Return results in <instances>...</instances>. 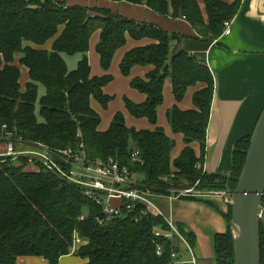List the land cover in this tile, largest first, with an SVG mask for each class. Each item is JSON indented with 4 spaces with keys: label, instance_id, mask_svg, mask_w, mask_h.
<instances>
[{
    "label": "trees",
    "instance_id": "trees-1",
    "mask_svg": "<svg viewBox=\"0 0 264 264\" xmlns=\"http://www.w3.org/2000/svg\"><path fill=\"white\" fill-rule=\"evenodd\" d=\"M109 1L145 5L165 17L185 18L206 43H213L223 35L225 23L235 18L242 2L205 0L206 19L198 0ZM97 31L100 39L96 51L106 72L128 38L153 42L129 51L120 65L124 76H129L135 66L155 68L145 79L131 82L132 88L146 96L142 104L124 98L132 117L157 125L167 78L171 79L177 103L184 100L189 88L203 85L193 95V109L183 111L176 104L167 113L173 133L184 137L185 147L175 160L172 153L176 142L162 128L154 131L129 128L124 114L118 112L107 131L99 130L101 117L91 102L95 100L103 109L108 108L113 97L106 95L104 89L113 77H92L88 54L91 38ZM182 40V36L124 18L108 9L68 6L65 0H0V143L20 140L22 144H42L58 151L83 141L92 159H117L140 175L157 195L187 189L229 187L235 191L252 134L235 146L230 181L205 171L215 81L207 65L180 49ZM48 44L52 45L51 50L44 48ZM18 55L20 66L29 72L25 89L21 86V69L15 64ZM64 55H81L76 70L68 69ZM40 86L46 90L39 104L41 118L37 115ZM195 142L201 144L200 157L192 147ZM134 152H139V158H132ZM28 165H34L35 170L26 171ZM216 180L223 183L216 185ZM185 198L200 200L194 195ZM262 202L264 205V195ZM102 217L99 206L53 171L27 159L0 158V264H16L19 257L28 256L58 264L60 258L72 253L87 259V264H189L183 262L181 240L155 235L156 229H168L161 215L150 212L138 222L124 216L101 224ZM225 217L229 223L231 206ZM178 229L193 248L196 235L183 225L179 224ZM76 234L83 244L74 251ZM173 253L177 254L176 259ZM214 253L216 264H234L230 226L227 232L215 236ZM260 258L264 264L262 221Z\"/></svg>",
    "mask_w": 264,
    "mask_h": 264
},
{
    "label": "crops",
    "instance_id": "crops-1",
    "mask_svg": "<svg viewBox=\"0 0 264 264\" xmlns=\"http://www.w3.org/2000/svg\"><path fill=\"white\" fill-rule=\"evenodd\" d=\"M68 6H81L88 9H108L114 14L139 23L154 25L183 37L180 49L193 55L200 63L207 65L213 74L215 81V93L212 104L210 123L207 131V149L205 158V170L227 174L230 171L231 158L234 144L241 138L252 134L256 123L264 109V0H242L239 12L231 22V34L222 35L213 43H206L192 25L182 17L162 16L145 5L131 4L127 2H113L109 0H65ZM170 1V0H166ZM229 4L233 0H222ZM201 10L205 13V0H198ZM100 39V31L94 33L90 42L89 58L95 69L92 68V77L111 75L113 81L104 89L106 95H111V89L115 80L123 82L124 87L134 79H145L154 71V66H135L129 76L121 72V62L124 56L135 48L151 45L148 39L136 41L128 38L126 45L115 54L109 71H104L100 56L96 51ZM51 44L46 45V50H51ZM91 56V57H90ZM20 55L16 57L15 64L22 72L21 86L29 80V72L19 64ZM203 85L189 88L184 100L177 103L173 94L172 82L167 78L164 84V103L158 109V123L151 125L147 119L132 117L125 106V119L129 128L137 130H151L162 128L166 135L176 142L172 153L175 160L185 147L184 137L174 134L166 119L167 113L176 104L183 111L194 108L193 95L201 90ZM131 87V101L142 104L146 96ZM136 92V93H135ZM127 98V97H123ZM129 99V98H128ZM111 103V102H110ZM125 103V102H124ZM92 108L99 114V108L103 109L95 100L91 102ZM110 106V104H109ZM108 106V108H109ZM107 108V109H108ZM106 109V110H107ZM117 111L111 116V121L106 128L102 127V119L99 130L105 132L109 129ZM7 149L5 142L0 143V155ZM18 150H24V145H17ZM34 165H28L26 171H34ZM161 197L153 198L161 212L175 224L192 227L197 236L204 238L200 242L201 258H196V264H216L212 254L211 237L214 233L223 231L224 225L217 217L210 218V206L205 202L183 200L176 198L168 200L162 207L158 204ZM220 212L219 209H217ZM264 224V215L262 218ZM184 226V225H183ZM206 230L208 231L207 234ZM201 235V236H200ZM184 252L182 253L183 256ZM189 254V253H188ZM189 257L185 261H190ZM184 260V259H183ZM87 259H82L74 253L60 258L58 264H87ZM16 264H50L43 257L28 256L19 257Z\"/></svg>",
    "mask_w": 264,
    "mask_h": 264
},
{
    "label": "built area",
    "instance_id": "built-area-1",
    "mask_svg": "<svg viewBox=\"0 0 264 264\" xmlns=\"http://www.w3.org/2000/svg\"><path fill=\"white\" fill-rule=\"evenodd\" d=\"M231 22L225 23L223 35L231 34ZM5 143L7 144V149L4 154L0 155V158L11 157L14 161L27 159L30 163H39L47 170L56 173L67 183L78 187L89 200L102 209L103 217L99 218L101 224L124 216H129L138 222L150 212L161 215L165 219L168 229L166 231L156 229L155 235L166 239L177 237L187 248L191 258L190 261H185L184 259L183 262L196 264V258L191 246L175 224L154 203L153 198L161 196L152 193L140 175L121 164L117 159L113 157L105 160L92 159L88 155L83 141H80L73 148L58 151H54L42 144H22L20 140H5ZM17 145H24L26 149L18 150ZM132 158H139V152H134ZM184 191L180 192V197L185 195V193L187 194L186 196L193 195L192 192L194 190L187 189ZM214 194L226 196V191ZM82 244L83 240L76 234L74 251ZM161 254L162 249L159 247L158 255ZM172 257L176 259L177 254L173 253Z\"/></svg>",
    "mask_w": 264,
    "mask_h": 264
},
{
    "label": "water",
    "instance_id": "water-1",
    "mask_svg": "<svg viewBox=\"0 0 264 264\" xmlns=\"http://www.w3.org/2000/svg\"><path fill=\"white\" fill-rule=\"evenodd\" d=\"M237 142L234 144L233 147L229 173L224 174L220 172H211L208 170L205 171L210 175L224 176L228 178V180L230 181L232 178L233 155ZM207 149L209 150L210 147H208ZM263 195H264V109L253 130L250 141V148L247 153L245 166L243 168L241 177L238 180V186L236 190L231 191L230 188L227 187L226 196H220V198L224 199V202L228 206V208L230 206L232 208V217L231 220L229 221V226L234 238V247H235L234 264H261L260 225L264 211V205L262 202ZM178 225L179 224L177 223L175 224L177 228ZM183 225L186 231L193 232L196 235L195 247H197L200 250L199 248L200 242L203 244L204 238L201 237L199 238L192 227L190 228L185 224ZM223 233L225 232L214 233L213 236L211 237V244H212L211 247H212V254L214 261H215L214 238L217 234H223ZM201 256L202 255H200V257Z\"/></svg>",
    "mask_w": 264,
    "mask_h": 264
},
{
    "label": "rangeland",
    "instance_id": "rangeland-1",
    "mask_svg": "<svg viewBox=\"0 0 264 264\" xmlns=\"http://www.w3.org/2000/svg\"><path fill=\"white\" fill-rule=\"evenodd\" d=\"M64 59H65L67 65H68V69L70 71H73V70L77 69L79 61L81 60V55H64ZM89 60H90V58H89ZM90 64H91L92 68L95 69V65H92L91 61H90ZM22 80H23V77H22ZM130 89H131V87H129V85H128V87L127 86L124 87L123 82H120L119 80H115V84H114V86L111 89V91H112L111 95L114 96L115 98L111 101L110 106H109V108L107 110L106 109H101V108H99L100 110H98L99 111V115H100V117L102 119V127L103 128H106L108 126V123L111 121V116L115 112L122 111V113L124 115H125V113L127 114V112L125 111V103H124L123 97L125 96V97H127V98H129L131 100V98H130L131 94H129L130 91H131ZM45 93H46L45 88L43 86H40L39 94H38V103H37V115H38L39 118H41V116H39L40 115V106H39V104H40L41 98L43 97V95ZM166 119L168 120V117ZM168 124L171 127L169 121H168ZM192 147L195 150V152L198 155V157H200L201 151H202L201 144L199 142H195L192 145ZM165 181H166V179H165ZM222 183H223V181H221V180H216L215 181L216 185L217 184L221 185ZM226 188H224V189L223 188L222 189H219V188H217V189H206V190L205 189H193L194 191L192 192V194L194 196H196L197 199L207 201V203H205V204L210 206L209 208L212 211L210 213V218L212 220H215V217H217L219 219V221H221L223 224H225L224 228H223V231H221V232H226L228 230V228H229V223H228V221H227V219L225 217V214L228 213V209L229 208L225 204L224 199L220 198L219 195L214 194V193H224L226 191ZM184 192H182V193H184ZM211 192H214V193H211ZM180 194L181 193H177L176 191L171 190L169 195H167V194L166 195H160L161 198L158 201V204L162 207L161 204H163V206H164L165 203H168L169 199L173 200L172 198H178V199L183 198V200L202 202L200 200L186 199L185 198V197H187L186 193L182 197H180ZM168 206H169V203L167 204V207ZM216 208H218L220 210V212H218ZM207 232L208 231L206 230L205 234H207ZM203 241H204V239H203ZM182 248L184 249L183 259H186V258L189 257V254H188V252H186L185 246L183 244H182ZM192 251H193L194 254H196L195 256H196L197 259L201 258L200 257L201 252H200V250L197 247L194 246L192 248ZM182 252H183V250H182Z\"/></svg>",
    "mask_w": 264,
    "mask_h": 264
}]
</instances>
